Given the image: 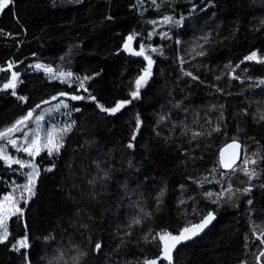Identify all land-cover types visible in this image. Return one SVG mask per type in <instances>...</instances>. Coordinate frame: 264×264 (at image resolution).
I'll return each instance as SVG.
<instances>
[{"label":"trees","instance_id":"1","mask_svg":"<svg viewBox=\"0 0 264 264\" xmlns=\"http://www.w3.org/2000/svg\"><path fill=\"white\" fill-rule=\"evenodd\" d=\"M193 2L203 6L207 0ZM150 5L151 0H144L143 8L140 9L144 14L140 15L135 0H80L79 3L76 0H16L15 12L19 23L11 10L6 9L0 14V67H5V62L10 59L22 61L14 69L21 73L22 80L17 92L29 98L27 104H21L10 93L0 92V129L11 124L25 114L28 107H34L41 100L57 92L72 91L58 81L49 82L43 73L28 67L37 60L51 64L54 68L62 65L80 76L101 73L95 82H89L90 91L100 103L113 106L116 100L130 99L128 93L131 82L144 66L142 58L131 57L122 51L121 45L127 35L139 33L133 45L137 48L140 41L163 46L166 57L152 54L155 60L153 77L141 90L142 99L133 101L116 117L100 113L91 101L70 102L82 110L70 115V120L76 123L73 132L66 138L62 154L53 159L45 154L37 158V162H43L45 166L54 163V171L42 173L36 197L25 208V217L22 220L13 217L9 222L10 240L23 236L27 230L32 245L31 264H47V258L52 256L61 236L66 240L69 233L73 242L82 250H90L97 240L102 242L103 251L98 255L89 252L83 264H108L107 254H111L112 264H126L127 261L135 264V258L142 254L149 257L157 255V245L141 242L143 231H147L150 226L157 231L167 228L176 232L184 226L186 220H193L191 207H177L180 185L185 184L189 194L195 188L188 177L208 176L212 180L208 170L216 165L219 149L230 143L234 136L248 145L249 152L264 150V124L255 123L252 115L258 107L264 108V86L249 88L251 83L264 77V65L244 62L235 73L241 79L232 81L226 75L230 68H225L229 62L232 66L240 63L252 50L264 55V30H255L259 27V21L264 19V0H212L214 6L209 5L204 11L195 12L188 18L183 29L160 24L156 31H166L170 35L175 33L171 40H161L156 35L151 41L146 39L152 28L148 20L159 19L160 15L166 14L187 16L190 5L186 0H174L175 13H170L167 0L159 13ZM109 16L112 19L109 20ZM203 33H208L211 38V42L205 45L206 55L200 57L192 52L189 56L187 53L193 47V39ZM176 38L182 41L179 46L175 44ZM69 47H72L70 65L59 59ZM33 52L37 54L36 57L31 55ZM178 52L187 61L184 65L177 59ZM182 66L198 75L204 83L184 77L180 71ZM245 67L249 69L247 73L243 72ZM221 73L224 75L216 80L215 77ZM8 75L0 72V85ZM247 77H251V80ZM212 85L223 89V92L216 91ZM177 101L182 103L183 108L189 109L188 114L172 107ZM213 105H224L227 135L222 131L206 141H192L189 145L188 138L174 137L165 143L153 132L158 115L164 113L175 120H183L187 116V122L191 123L192 113L198 112L201 124L207 113L208 119L215 124L219 110L208 111ZM242 108L248 109L247 116L241 113ZM137 113L143 121L142 132L135 141L134 150H127L123 145L129 140ZM192 127L194 130H204L199 125L194 124ZM160 131L167 135L166 127H161ZM87 140L95 143L80 148ZM185 149L197 159L193 161L182 156L181 152ZM94 159L99 160L102 167L104 164L111 166L108 169L111 179L107 190L98 196L97 201H89L87 196H80V191L87 192L86 181L80 179L76 181L81 186L80 190L73 192L80 201L79 207L85 208L95 217L89 243V233L81 234L83 230L76 231L69 227L77 205L68 200L67 195L71 185L70 174L75 173L76 177H80L85 175L82 169H87V175H92L95 173L92 165ZM129 160L133 161L139 171L128 167ZM69 165H72L71 169ZM145 175L149 178L147 182ZM13 178L23 181L0 165V191ZM242 181L246 182V177L238 172L232 182L234 186L243 187ZM262 182L264 180H255L253 183L256 186L250 197H241L238 206L224 204L217 211V219L203 236L179 247L175 256L176 264H238L239 260L256 264L259 242L251 236L246 199L254 201L251 220L264 227V189L259 187ZM124 184L131 190L143 192L146 207L153 216L142 229L138 228L133 233L119 254H115L112 250L119 243L114 238L115 227L125 219L123 210L117 215V205L123 195L121 186ZM137 184L141 185L139 189ZM165 185V203L156 210L152 197ZM61 188L64 190L61 191ZM210 190L218 189L213 183H204L203 191ZM96 191L99 193L101 189L97 187ZM199 207L204 212L215 208L206 201L200 203ZM256 231L259 234L260 229ZM245 233L252 239L250 250L243 247ZM50 234L55 236L56 243L46 244L45 237ZM0 264H24V260L20 254L10 251L9 247L0 245Z\"/></svg>","mask_w":264,"mask_h":264},{"label":"snow or ice","instance_id":"2","mask_svg":"<svg viewBox=\"0 0 264 264\" xmlns=\"http://www.w3.org/2000/svg\"><path fill=\"white\" fill-rule=\"evenodd\" d=\"M76 2L79 3L80 0H76ZM186 2L190 5L187 16L184 14L178 16L166 14L160 15L159 19L148 20L147 23L152 25V28L148 31L146 39L151 41L153 36L158 35L161 40H171L175 33L170 35L169 32L166 31H156L161 23L168 25L169 28L183 29L186 26L188 18L195 12H202L209 5H212V0H207L203 6H198L193 0H186ZM15 3L16 0H0V14L6 9L11 10L14 18L17 19V23H19V19L15 12ZM143 3L144 0H135L136 10L140 15L144 14L140 11V9L143 8ZM173 3L174 0H167V8L170 13H175ZM150 6L153 7L156 13H159L165 6V0H159V2L158 0H151ZM108 19L110 20L112 17L109 16ZM255 30H264V19L259 21V27ZM5 35H11V33H6ZM138 36L139 33L135 32L127 35L123 40L121 49L131 57L142 58L144 66L139 70L134 81L131 82V88L128 93L130 99L116 100L113 106H105V104L100 103L97 97L90 91L89 82H95L96 77L101 73L94 72L92 75L80 76L73 70H66L62 65H56L54 68L51 64L41 63L38 60L28 65L30 69L43 72L45 78L49 82L58 81L61 85H67L72 91L57 92L50 98L41 100L40 103L35 104L34 107H28L27 112L16 118L11 124L0 129V165L14 173L17 177L23 178L22 183L12 180L7 189L0 191V245L9 247L10 251L20 254L23 257L24 264H31L30 249L32 245L30 244L29 235L26 230L23 236L10 240L9 222L13 217L17 220H22L25 217V208H27L30 202L36 197L38 183L42 178V173H51L56 167L53 163L48 167L41 168L37 162V158L41 157L42 153H45L49 159L59 157L62 154V150L66 147V138L69 133L73 132L76 123L75 121L69 120V116L72 112L78 113L82 110L80 107H76L70 102L91 101L95 104L96 109H98L100 113L108 117H116L117 114L121 113L122 110L133 101L142 99L141 90L149 84L150 79L153 77L155 60L152 54L165 57V53L163 51V46H154L153 43L146 44L144 41L139 42L138 48L134 47V42H136ZM199 41H203V43H199ZM210 42L211 38L208 33L196 36L193 39V47L187 54L191 56V53L195 52L196 56H205V45ZM181 43V39L176 38L175 44L179 46ZM75 47L78 48L79 45ZM31 55L36 57L37 54L33 52ZM71 56L72 47H69L59 59L70 65ZM177 59L180 61L181 65L187 62L179 55V52ZM244 62L264 65V55L258 54L257 50H252L243 57L240 63L232 66L231 62H229V65L225 66V68H230L226 73L229 81L241 79V77L235 73ZM5 63V67H0V72H5L9 75L6 81L0 85V92L6 94L10 93V95L15 97L21 104H27L29 98L25 95H18L17 92L18 85L22 83L21 73L18 70H14L15 66L21 64L22 61H13L10 59ZM180 71L184 77L190 78V81L204 83L198 75L190 70H186L183 66L180 68ZM248 71L249 69L247 67L243 69L244 73ZM223 75L224 73H221V75L216 76L215 79L220 80ZM247 79L251 80V77H247ZM261 86H264V77L258 78L255 82L251 83L249 88L254 89ZM212 87L216 88L218 92H223V89L216 87V85H212ZM84 93L87 95H84ZM51 101H57V103L53 104ZM257 103H259V101H257ZM41 105H47V107L42 108ZM172 107L175 109H182L186 114L189 113V109L183 108L180 101L175 102ZM217 109L219 110V115L216 118L217 123L215 124L208 119L207 113L203 118V124L200 123L201 117L198 112L192 113L193 119L191 123L187 122V116L183 120H175L167 113L159 114L156 124L153 126V132L156 137L162 139L165 143H169L174 137L176 139L188 138L189 145H191L192 141H206L208 138L212 137L213 134H219L222 131L227 135L225 113L223 110L224 105H213L208 111L212 112ZM57 113H61L64 117L65 122L63 124L51 122L56 121ZM241 113L244 116L249 114L247 108H242ZM252 115L255 123L264 124V108L258 107ZM194 124L199 125V127L204 130H194L192 127ZM142 126V118L140 114L137 113L129 140L123 145L125 149L134 150L135 141L142 132ZM161 127L167 128V135L161 133ZM237 131L239 132V127ZM249 139L253 138L249 137ZM255 142L259 143V141ZM94 143L93 140H87L85 144L80 145V148L83 149L87 145H93ZM197 146L199 147V143ZM181 155L193 161L197 159V157L191 155L187 149L182 151ZM92 165L95 168V173L92 175H87V169H82L85 175L80 177H76L75 173L70 174L69 180H71V185L68 187L67 195V199L73 201L77 205L76 211L73 213V217L70 220L69 227L76 231L83 230L81 234L84 232L89 233V243H91L90 229L95 217L90 215L85 208L79 207L80 201L73 195V192L80 190L81 187L76 181L80 179L86 181L87 192L80 191V196H87L89 201L95 202L98 196L107 190L108 181L111 179L110 171L108 170L111 167L110 165L104 164L102 167L101 162L95 159L92 161ZM128 167L139 171L138 168H135L132 160L128 161ZM71 168L72 165H69V169ZM208 172L209 175L213 177L212 180H209L208 176H203L202 178L190 176L187 178L192 185H195V188L191 189V194H189L185 184L180 185V197L177 199V207H191L193 220H186L184 226L180 227L176 232L167 228L157 231L148 226L147 231H143L141 242L144 244L157 245L158 254L152 257L142 254L135 258V264H176L175 256L179 251V247L199 238L217 219V211L224 204L238 206L241 197H250L253 188L256 186L253 182L257 179L264 180V150L257 149L254 152H249L248 145L234 136L230 143H227L224 147L219 149L216 165L209 169ZM238 172L246 177V182L242 181L244 184L243 187L234 186L232 182ZM144 179L146 182L149 180L147 175H145ZM204 183H213L218 190L203 191ZM97 187L101 189V192L98 193L96 191ZM140 187L141 185L137 184V188L139 189ZM259 187L264 189V182H262ZM60 190L63 191L64 189L61 188ZM121 192L123 195L117 205V215L123 210L125 219L122 223H117L115 227L116 236L114 238L119 240L116 248L112 250L115 254H119L120 249L126 245L133 233L138 228L142 229L148 221H151L153 216V213L146 207L142 191L131 190L127 184H124L121 186ZM166 193L167 187L165 185L160 187L152 197L155 202L156 210H159L165 203ZM205 201L214 205L215 208H210L204 212L199 205ZM246 204L249 206L248 215L250 218L249 227L252 229L251 236L255 241L259 242V254L255 256L256 264H264V227L256 225L251 220L254 214L253 199L247 198ZM25 228L27 229L26 224ZM257 228L260 229L259 234H257ZM45 242L46 244L49 242L56 243V238L50 234L45 237ZM243 247L246 250H250L252 247V239L247 233L244 235ZM102 251L103 247L100 240H97L94 247L90 250H82L78 244L73 242V237L69 233L66 240L64 236H61V241L57 248L53 250L52 256L47 258V264H83L89 252L93 255H98ZM110 255L111 254L106 255L108 264H112ZM126 264H132V261H127ZM238 264H247V262L246 260H239Z\"/></svg>","mask_w":264,"mask_h":264},{"label":"rangeland","instance_id":"3","mask_svg":"<svg viewBox=\"0 0 264 264\" xmlns=\"http://www.w3.org/2000/svg\"><path fill=\"white\" fill-rule=\"evenodd\" d=\"M161 24H163V23H161ZM34 71H36L35 69H33ZM37 72V71H36ZM40 73H43V72H40ZM44 74V73H43ZM69 120H70V116H69ZM51 122H53V123H55V122H59V123H61V124H63L65 121H64V117L61 115V113H57L56 114V121H51ZM45 153H42L41 155L43 156ZM46 155V154H45ZM46 157H47V155H46ZM41 164H39L40 166H41V168H42V166H45V165H43V162H40ZM15 167V166H14ZM45 167H48V166H45ZM14 180H16L18 183H22L23 181H18L16 178H13ZM23 179V178H22ZM11 182H9L8 184H6V185H3L4 186V190L5 189H7L8 188V185L10 184Z\"/></svg>","mask_w":264,"mask_h":264},{"label":"water","instance_id":"4","mask_svg":"<svg viewBox=\"0 0 264 264\" xmlns=\"http://www.w3.org/2000/svg\"><path fill=\"white\" fill-rule=\"evenodd\" d=\"M223 147H224V146H223ZM238 163H239V161H238ZM208 229H209V228H208ZM208 229H206L205 232H206ZM205 232L202 233L201 236H203V235L205 234ZM201 236H200V237H201ZM200 237H199V238H200ZM196 239H198V238H196ZM188 243H189V242H188ZM180 247H181V246H180Z\"/></svg>","mask_w":264,"mask_h":264}]
</instances>
